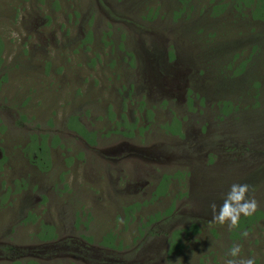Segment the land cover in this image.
<instances>
[{
  "label": "rangeland",
  "instance_id": "rangeland-1",
  "mask_svg": "<svg viewBox=\"0 0 264 264\" xmlns=\"http://www.w3.org/2000/svg\"><path fill=\"white\" fill-rule=\"evenodd\" d=\"M220 1L0 0V264H264V22ZM243 61L256 76L234 85ZM57 131L47 171L34 141ZM125 142L144 152L99 154ZM237 183L259 204L245 228L210 207ZM41 219L67 251H43Z\"/></svg>",
  "mask_w": 264,
  "mask_h": 264
},
{
  "label": "flooded vegetation",
  "instance_id": "flooded-vegetation-1",
  "mask_svg": "<svg viewBox=\"0 0 264 264\" xmlns=\"http://www.w3.org/2000/svg\"><path fill=\"white\" fill-rule=\"evenodd\" d=\"M70 119L67 120L66 124H67V127L66 129L71 132L74 133V139H75V144H78V143H81L83 145V143L88 146L89 148L91 147H95L96 143H91L89 141L86 140V138L82 135V132H83V128H85L88 132H90V135L95 139L96 136H95V133L92 132L91 130H89L88 128H86V126L84 125L82 128L80 127L79 129L77 128H74L72 126H70ZM48 130L51 131V129L48 128ZM58 133V137L57 136H51V133H50V136L47 137V135H44V137L47 139V144H44L46 140H44V137L43 139L41 138L39 141H34L36 147H35V151L39 148L40 150L35 152V156H33L34 158H37V159H34V161H41V164L44 165L45 168H47L46 170L47 171H52L53 170V167H52V156H49V147L51 149H54L53 147V143L54 141L56 140H60L62 141V136L60 134L59 131H57ZM74 144V143H73ZM46 146V152H44L43 150V147L42 146ZM49 146V147H48ZM125 146V147H124ZM32 149V148H31ZM111 151L110 152H102L100 150V155L102 157H105L104 154H116V152H118V154H121V151H124V150H134V151H141V152H144L142 151L141 149L139 148H136V147H129V144H127L126 142L125 143H121V144H118L116 146H113L111 147ZM34 151V149H32ZM72 150H69V148L66 146V152H67V156H63L64 157V162L65 164H68L70 165L71 162L75 161V164H76V168L78 169L79 166L81 164H83L84 162V154H83V148H76L75 149V152H72L70 154ZM94 151V150H93ZM133 155V153L131 154ZM124 156H127V155H124ZM150 156V155H149ZM40 157V158H39ZM151 160H154V159H151ZM69 169H67L66 171L69 173L68 171ZM164 182V184H166V188H167V183L166 181H161L158 183V188L161 187V184ZM157 188V189H158ZM162 188V187H161ZM163 189V188H162ZM166 190V189H165ZM164 189L162 191H165ZM6 198V196L3 197L2 201ZM174 205H171L170 207H168L167 209V212H172L174 210ZM34 212H31L28 210V213L27 215L24 217V220L25 221H29V224H31L35 219H36V216H34ZM168 215V213H167ZM39 220V218H38ZM28 223V222H27ZM23 224H26V223H23ZM54 224L50 223V222H44L42 219L40 220V228L37 233H35V237L37 236L40 240H43L44 243H43V251L46 252V253H51V252H56V253H61V252H64V251H67L69 249V245H65V246H56L58 244V241H63L64 239H66V233L65 232H55V228L53 226ZM49 228L51 230V232L49 233ZM175 234V235H174ZM106 236V235H105ZM173 242L174 240H178L179 241V230H175V231H171V238H170ZM170 240V241H171ZM67 241V240H65ZM7 243V242H6ZM101 244L102 245H106V246H109L110 248H115L116 245L114 244V236L111 240L107 241L106 239H102L101 240ZM173 245V244H172ZM13 247H10V249L12 250ZM170 249V244H169V248L168 250ZM12 251H15V250H12ZM178 250H175L174 252H177ZM67 254V252H66ZM28 255L29 259L27 262H23V263H20L19 261H15L14 264H37L39 262V260L36 259V256L34 253H29V254H25V253H22L20 256H26ZM3 258V257H1ZM7 258H11L7 255ZM14 259V258H12Z\"/></svg>",
  "mask_w": 264,
  "mask_h": 264
},
{
  "label": "clouds",
  "instance_id": "clouds-1",
  "mask_svg": "<svg viewBox=\"0 0 264 264\" xmlns=\"http://www.w3.org/2000/svg\"><path fill=\"white\" fill-rule=\"evenodd\" d=\"M251 186L248 184H233L227 193L224 202L219 207L217 212V205L212 203L210 205L213 212V221L224 224L230 222L229 227H238L241 214L244 216H251L259 207L258 201L253 197H249L248 193ZM245 237L248 232L242 233ZM241 251L240 245H234L229 252L232 257H239ZM226 264H255L254 258H237L229 259Z\"/></svg>",
  "mask_w": 264,
  "mask_h": 264
},
{
  "label": "trees",
  "instance_id": "trees-1",
  "mask_svg": "<svg viewBox=\"0 0 264 264\" xmlns=\"http://www.w3.org/2000/svg\"><path fill=\"white\" fill-rule=\"evenodd\" d=\"M238 6H242L243 7H251L249 9H252V13H253V19H260L261 21L264 22V0H237ZM222 5V6H221ZM229 4L225 2V0H221L218 5L215 7L217 9H219L220 11L223 10V7H227ZM237 5H235L234 7L240 9V7H238ZM255 47V46H254ZM1 57V56H0ZM0 62H1V58H0ZM249 62L248 61H243L239 66H238V71L236 74H238V77L235 78H231L230 80H237L238 82H233L234 85H238L240 86L239 82H241L243 80V77H248V76H256L255 73L252 75H249V71L252 69V66H248ZM243 74V75H242ZM248 76H247V75ZM245 75V76H244ZM252 80V79H250ZM244 84V81L242 82ZM260 84V82L258 80H256L254 82L255 87H258V85ZM257 90V89H255ZM226 108H229V106H226ZM82 135L86 138L87 141L91 142V143H95V139L90 135V132H88L85 128H83V132ZM161 187L163 189L166 188V184H164V182L161 184ZM258 214V213H256ZM260 215V213H259ZM259 215H251V216H243L240 218L239 220V225L242 226V228L248 227L250 225V223L253 221V219H258ZM181 231H179V241L178 240H174V242L171 240L170 241V249L169 251H175V250H180L183 247V243L181 242ZM173 244V245H172Z\"/></svg>",
  "mask_w": 264,
  "mask_h": 264
}]
</instances>
